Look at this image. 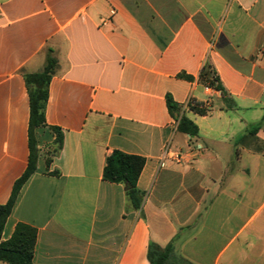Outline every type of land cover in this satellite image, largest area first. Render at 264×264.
<instances>
[{"label": "crops", "instance_id": "crops-1", "mask_svg": "<svg viewBox=\"0 0 264 264\" xmlns=\"http://www.w3.org/2000/svg\"><path fill=\"white\" fill-rule=\"evenodd\" d=\"M49 58L2 242L25 223L32 264H150L169 244L173 264H264V0H0V205L31 154L25 75ZM113 151L145 159L140 209L103 178Z\"/></svg>", "mask_w": 264, "mask_h": 264}, {"label": "trees", "instance_id": "trees-1", "mask_svg": "<svg viewBox=\"0 0 264 264\" xmlns=\"http://www.w3.org/2000/svg\"><path fill=\"white\" fill-rule=\"evenodd\" d=\"M55 67L56 60L49 58L41 72L25 75L30 99L29 137L31 154L28 167L24 174L15 182L9 201L6 204L0 205V261L7 264H32L33 260L37 240L36 228L25 223H18L12 237L8 241L2 242L1 235L5 222L15 206L20 190L36 170L37 151L34 130L37 127L45 125L44 111L48 99V86ZM206 83L209 87L221 89L219 84L215 85V81L208 79ZM167 104L171 115L179 121L178 130L191 137H196L198 132L196 125L186 117H181L177 114L178 107L170 97L167 98ZM189 106L191 110L197 113H206L203 106L197 103L191 102ZM144 165L145 159L142 157L113 151L107 157L103 171L105 181L123 183L125 185L129 200L135 209H140L142 204V194L137 189V181ZM174 254L173 244H169L165 248L151 245L148 256L150 264H173L172 259ZM183 264L191 263L184 262Z\"/></svg>", "mask_w": 264, "mask_h": 264}, {"label": "built area", "instance_id": "built-area-1", "mask_svg": "<svg viewBox=\"0 0 264 264\" xmlns=\"http://www.w3.org/2000/svg\"><path fill=\"white\" fill-rule=\"evenodd\" d=\"M178 123H179V121H175L176 125H178ZM166 157L172 159L176 163H180L183 159V154L176 152V151H173L172 149H170V147H167L165 149L164 155L162 157V161H163L162 164H164Z\"/></svg>", "mask_w": 264, "mask_h": 264}]
</instances>
